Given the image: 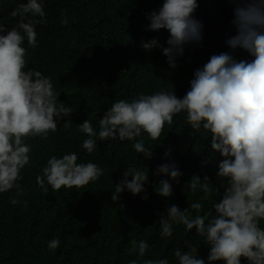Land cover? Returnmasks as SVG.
<instances>
[{"label": "trees", "instance_id": "trees-1", "mask_svg": "<svg viewBox=\"0 0 264 264\" xmlns=\"http://www.w3.org/2000/svg\"><path fill=\"white\" fill-rule=\"evenodd\" d=\"M27 3L0 0V21L10 30L14 21L9 12ZM197 3L194 15L203 23L202 41L187 46L176 61L177 68L170 70L160 50L146 52L140 46L142 40L154 37L164 44L168 37L166 30L161 34L146 30L149 21L145 14L157 9L162 0H44L45 21L36 26L38 46L28 51L24 70L34 69L50 77L54 91L60 93L58 100L71 107L72 113L61 119L57 132L49 133L47 139L25 138L31 145V159L21 171L23 194L17 197L15 188L0 193V264H129L131 260L143 264L145 258H167L170 264H178L173 254L177 248L186 250L185 239L198 247L200 258H207L209 248L195 229L186 235L184 226L176 225L173 237L163 238L159 217L173 204L184 209L193 202L202 204L203 215L210 207L209 200L218 201L223 193L224 186L215 175L222 157L208 147V130L201 128L193 134L184 113L174 116L171 125H164L159 141L142 134L146 144H154L150 160L139 156L130 141H98V149L88 154L81 147L87 135L78 131V124L86 119L99 131L104 112L121 99L131 101L139 94L171 89L183 97L194 70L207 63L211 55L228 51L224 40L235 34L229 0ZM235 55L237 59H252L239 50ZM168 148L170 156L162 159ZM69 152L77 153V163L97 164L103 175L79 189L53 191L46 185L48 191L44 192L36 177L42 175L50 156ZM170 161L183 175L179 184H172L173 194L163 198L154 189L167 177L153 173L158 165ZM127 167L149 169L147 200H141L142 194L133 197L127 191L117 202L111 200V190ZM193 175L201 179L208 176V193L199 189L192 193L188 184ZM14 197L26 200L28 207L13 205L10 201ZM260 227L264 228V220ZM54 238L61 244L51 250L47 242ZM140 240L150 249L144 258L137 259L129 249L133 241ZM241 262L246 264L244 258Z\"/></svg>", "mask_w": 264, "mask_h": 264}, {"label": "clouds", "instance_id": "clouds-1", "mask_svg": "<svg viewBox=\"0 0 264 264\" xmlns=\"http://www.w3.org/2000/svg\"><path fill=\"white\" fill-rule=\"evenodd\" d=\"M232 5L230 21L234 35L224 40L228 51L211 55L202 67L194 70L189 88L183 97L173 89L154 94H139L131 101L118 100L103 114L99 131L90 119L78 124V131L87 135L81 147L88 154L98 149L97 142H132V149L150 160L153 145L146 144L144 136L159 141L164 125L173 123V117L184 113L192 133L201 128L211 133L208 147L218 152L216 177L224 191L218 201L209 200L210 207L200 214L202 204L193 202L187 208L176 205L166 208L159 217L160 236L172 238L176 225H183L187 235L195 229L209 251L206 259L198 255V247L191 240L184 241V249L177 248L174 257L178 264H264V0H229ZM197 0H162V4L145 14L149 21L146 30H166L164 44L157 38L142 40L146 52L158 49L166 57L170 70L177 68L189 45H199L203 38V23L194 12ZM14 21L10 30L0 21V193L16 189L23 194L19 181L21 171L30 164L29 136L47 139L55 133L61 119L69 117L72 109L58 100L50 77L42 72L24 69L28 66V51L38 46L36 26L45 21L44 0H28L9 12ZM66 23V20L63 21ZM26 41V42H25ZM166 45V46H165ZM246 52L252 59H237V51ZM64 126H67L65 122ZM139 138V139H137ZM171 154L168 148L162 159ZM75 152L60 157L50 156L36 183L44 192L62 187L79 189L103 175V169L93 162L77 163ZM161 179L154 191L163 198L173 194L172 184H179L183 175L174 161L158 165L153 173ZM129 177L131 179L129 180ZM149 169L127 167L111 190V200L117 202L124 191L133 197L138 194L147 200L145 184ZM208 176L193 175L188 184L193 194L199 189L210 191ZM13 205L21 202L17 198ZM195 211V215H193ZM61 241L47 242L56 250ZM150 249L145 240L133 241L129 254L144 258ZM129 264H137L131 260ZM143 264H170L169 259H143Z\"/></svg>", "mask_w": 264, "mask_h": 264}]
</instances>
